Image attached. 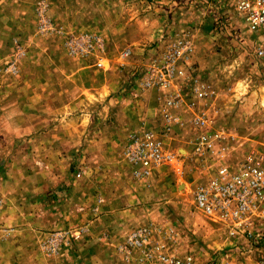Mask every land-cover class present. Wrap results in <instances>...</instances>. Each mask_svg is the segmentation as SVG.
<instances>
[{"label": "rangeland", "instance_id": "374dc122", "mask_svg": "<svg viewBox=\"0 0 264 264\" xmlns=\"http://www.w3.org/2000/svg\"><path fill=\"white\" fill-rule=\"evenodd\" d=\"M176 1L183 8L164 18L161 56L143 64L112 34L110 0H0V264H137L138 251L127 258L118 245L144 226L169 253L192 254L198 264L224 257L264 264V235L231 238L195 207L203 171L186 154L195 107L179 109L184 126L162 133L166 91L141 86L168 48L186 41L188 73L213 95L187 99L189 84L174 80L184 104L195 102L215 129L233 136L234 156L264 153V60L254 56L235 0ZM81 34L98 36L101 47L71 52L68 41ZM147 129L162 133L176 158L137 177L125 149ZM100 216L106 221L93 223ZM54 234L64 236L50 252Z\"/></svg>", "mask_w": 264, "mask_h": 264}, {"label": "built area", "instance_id": "2783aa9c", "mask_svg": "<svg viewBox=\"0 0 264 264\" xmlns=\"http://www.w3.org/2000/svg\"><path fill=\"white\" fill-rule=\"evenodd\" d=\"M234 5L245 21L247 30L254 35V56L264 60V0H235ZM101 42L98 36L81 34L68 41V48L73 53L88 55L95 47H101ZM187 47L183 40L169 47L162 62L143 76L141 86L145 89L159 87L166 91L159 108L162 133H169L175 125L184 126L185 120L179 109L185 105L190 109L195 107L188 124L196 132L189 140L191 146L186 151L188 156L200 162V170L203 171V178L193 191L195 207L209 220L224 225L231 238L261 239L264 234L260 230L263 229L258 225L264 224V153L247 150L234 156L229 149L233 136L227 137L222 130L215 129L213 120L203 109L196 108L195 102L184 104L186 98L182 88L175 86L174 80L189 84L190 97L187 99L204 101L213 95L209 84L198 85V78L188 73ZM161 134L154 129H147L131 135L125 155L138 166L134 170L135 176L143 177L151 167L169 163L176 158L174 152L165 148ZM210 159H217L219 163H209ZM169 232L176 234L173 227ZM152 233L150 226L130 231L118 245L119 252L130 258L134 251H138L137 264H198L192 254L178 256L169 253L164 244L153 240ZM80 235L78 231L75 237ZM58 236L64 235L54 234L49 238L46 249L50 252L57 251L60 241ZM208 264L237 263L224 257L212 258Z\"/></svg>", "mask_w": 264, "mask_h": 264}, {"label": "crops", "instance_id": "0c3cea01", "mask_svg": "<svg viewBox=\"0 0 264 264\" xmlns=\"http://www.w3.org/2000/svg\"><path fill=\"white\" fill-rule=\"evenodd\" d=\"M163 1H160L158 8H152L151 5H154L153 0H110V3H114V12L117 16V23L112 27V34H116L118 44L123 43L122 45H125V48H129L130 58L135 63L138 61V63L144 64V58L148 60L151 56V58L161 56L162 50L160 47H162L164 41L160 36H162L161 32L167 29L165 28L167 24L164 23V18L167 15L180 12L183 8L181 6L175 8L177 5L176 0H170V5L167 3L168 0ZM165 4L168 6L163 7ZM172 8L174 9L170 13L169 10ZM183 114L184 116L187 115L184 111ZM149 118L151 119L152 116ZM150 119H146L148 121L145 120V122H150ZM179 136L181 140L182 135ZM104 221H106L105 217L100 216L93 223L99 225ZM68 256H70V253H68Z\"/></svg>", "mask_w": 264, "mask_h": 264}]
</instances>
